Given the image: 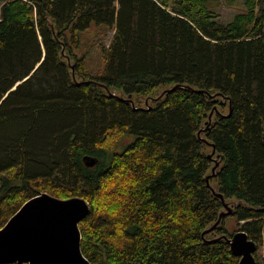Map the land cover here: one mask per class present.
<instances>
[{
  "label": "trees",
  "instance_id": "trees-1",
  "mask_svg": "<svg viewBox=\"0 0 264 264\" xmlns=\"http://www.w3.org/2000/svg\"><path fill=\"white\" fill-rule=\"evenodd\" d=\"M243 5L225 23L209 0H0V228L41 192L81 196L93 264H238L203 236L219 156L211 183L237 204L213 231L244 230L264 264V0ZM102 26L109 46L88 44Z\"/></svg>",
  "mask_w": 264,
  "mask_h": 264
},
{
  "label": "water",
  "instance_id": "water-1",
  "mask_svg": "<svg viewBox=\"0 0 264 264\" xmlns=\"http://www.w3.org/2000/svg\"><path fill=\"white\" fill-rule=\"evenodd\" d=\"M51 26L53 28V24ZM64 50L65 46H63ZM68 61L75 77V64L70 61V55H68ZM176 87L178 85L163 89L159 96L147 97L145 104L149 106L148 109L152 107L150 102L156 103ZM111 92L113 95L117 94H115V90ZM207 95L216 96L217 94L207 93ZM124 99L135 106L132 94ZM231 106L230 102V111ZM214 111L215 109L211 112L210 118L202 130L210 129ZM214 153L215 148L209 157L212 158ZM218 158L219 156L213 158L212 173L207 175L206 180L214 196L224 205V209L221 210L218 220L203 232V236L205 238L207 233L211 234V238H205V241L209 243L226 240L230 244L232 253L240 258L238 264H258L255 255L258 245L249 238L247 232L239 230L233 236H228L226 233L217 234L213 231L215 228L222 227L223 219L234 213V206L237 204L236 201L226 200L217 184L211 183V177L218 176L220 165ZM84 161L88 167H93L99 160L97 157L87 155L84 157ZM90 210L89 201L81 196L60 198L48 192H41L30 198L0 228V264H93L83 253L80 228L81 221L90 213Z\"/></svg>",
  "mask_w": 264,
  "mask_h": 264
},
{
  "label": "rangeland",
  "instance_id": "rangeland-1",
  "mask_svg": "<svg viewBox=\"0 0 264 264\" xmlns=\"http://www.w3.org/2000/svg\"><path fill=\"white\" fill-rule=\"evenodd\" d=\"M209 6L210 8L219 14L220 20L227 23L231 21L234 17V15L238 11H242L244 9L243 0H237L236 2L230 4L226 0H209ZM1 8V6H0ZM94 31V30H93ZM90 35H87V38L85 39L88 44L95 43L98 48H101L103 44L106 46H109L111 40L114 36V31H105V27L102 26L101 29H96L94 32ZM93 54H94V60L91 62L93 66L96 64H99L101 61V54L100 51L98 52L96 48H93ZM80 56L84 54V47L78 51H76ZM162 91V90H161ZM160 91V92H161ZM159 92V94H160ZM116 94V92H115ZM159 94L157 96H159ZM122 96L125 94H121ZM120 95V96H121ZM127 97V95H125ZM136 103V100H134ZM140 104L146 107L145 100H141ZM131 138H127L124 142V145L127 144ZM226 228L230 233H233L236 229L235 219L234 217H229L226 220ZM259 252H263V247L259 248Z\"/></svg>",
  "mask_w": 264,
  "mask_h": 264
}]
</instances>
